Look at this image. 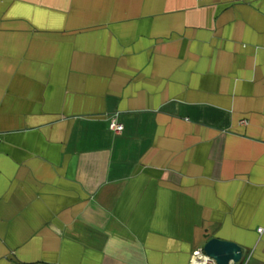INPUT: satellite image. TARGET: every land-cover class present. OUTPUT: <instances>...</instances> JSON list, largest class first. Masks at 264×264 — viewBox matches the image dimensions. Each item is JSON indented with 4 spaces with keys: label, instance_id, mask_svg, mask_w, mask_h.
I'll list each match as a JSON object with an SVG mask.
<instances>
[{
    "label": "crops",
    "instance_id": "obj_1",
    "mask_svg": "<svg viewBox=\"0 0 264 264\" xmlns=\"http://www.w3.org/2000/svg\"><path fill=\"white\" fill-rule=\"evenodd\" d=\"M211 237L264 264V0H0V264Z\"/></svg>",
    "mask_w": 264,
    "mask_h": 264
},
{
    "label": "water",
    "instance_id": "obj_2",
    "mask_svg": "<svg viewBox=\"0 0 264 264\" xmlns=\"http://www.w3.org/2000/svg\"><path fill=\"white\" fill-rule=\"evenodd\" d=\"M201 251L209 260L207 264H238L244 254L242 246L217 237L208 238Z\"/></svg>",
    "mask_w": 264,
    "mask_h": 264
},
{
    "label": "built area",
    "instance_id": "obj_3",
    "mask_svg": "<svg viewBox=\"0 0 264 264\" xmlns=\"http://www.w3.org/2000/svg\"><path fill=\"white\" fill-rule=\"evenodd\" d=\"M110 128L115 132H120L122 130V125L120 123L112 122ZM261 231V228H258ZM209 263L208 258L202 253L201 249H195L192 252L189 264H207Z\"/></svg>",
    "mask_w": 264,
    "mask_h": 264
}]
</instances>
